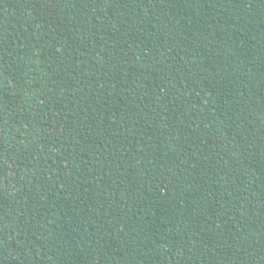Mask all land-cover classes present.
Listing matches in <instances>:
<instances>
[{"label": "trees", "instance_id": "1", "mask_svg": "<svg viewBox=\"0 0 264 264\" xmlns=\"http://www.w3.org/2000/svg\"><path fill=\"white\" fill-rule=\"evenodd\" d=\"M0 264H264V0H0Z\"/></svg>", "mask_w": 264, "mask_h": 264}]
</instances>
